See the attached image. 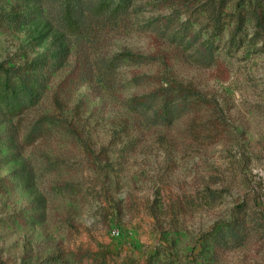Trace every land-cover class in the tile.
Returning <instances> with one entry per match:
<instances>
[{
  "label": "rangeland",
  "instance_id": "374dc122",
  "mask_svg": "<svg viewBox=\"0 0 264 264\" xmlns=\"http://www.w3.org/2000/svg\"><path fill=\"white\" fill-rule=\"evenodd\" d=\"M168 1L132 0L124 20L72 36L57 0H0V64L66 54L36 108L0 115V264H264V0H229L219 27L196 0L179 17L193 48L169 40ZM124 52L156 61L106 72ZM137 76L191 89L192 111L137 116L131 98L157 82ZM42 116L52 129L31 142ZM226 222L246 227L231 249L211 238Z\"/></svg>",
  "mask_w": 264,
  "mask_h": 264
},
{
  "label": "trees",
  "instance_id": "16d2710c",
  "mask_svg": "<svg viewBox=\"0 0 264 264\" xmlns=\"http://www.w3.org/2000/svg\"><path fill=\"white\" fill-rule=\"evenodd\" d=\"M30 4H46L56 0H18ZM58 21L60 30L72 36H83L96 25H109L119 23L124 20L128 13L132 11V0H57ZM173 10L170 16L165 17V31L169 35L172 43L188 44L195 47L196 36L189 35L188 26L185 22H179V17L188 13L195 7L196 0H182L176 3L169 0ZM229 0H207L201 1L208 21L215 27H219L224 9ZM175 4V5H174ZM262 12V10H261ZM257 25L261 27L264 41V17L263 14H255ZM19 18L10 17V24H19ZM187 33V34H186ZM166 35V34H165ZM166 35V36H167ZM199 47L202 53V60L212 65L213 55L211 47ZM190 48V49H191ZM58 56L41 54L32 62L15 64L13 62H2L0 64V115L5 117H20L28 111L36 108L48 93L47 76H51L58 70V65L64 62L66 54L59 53ZM129 61L137 65H148L156 61L154 56H141L131 52H124L114 57L106 64V72L113 73L124 62ZM73 77V78H72ZM72 84L84 86L92 80L89 70L71 76ZM141 83L145 81H157L156 88L149 93L132 97L129 108L137 116L141 115L147 122L153 124L167 125L180 119L185 113H190L191 104L194 103L195 94L191 89H187L176 82L167 79L164 82L155 78H137ZM147 83V82H146ZM52 118L39 117L32 125L28 134V140L36 142L45 137L51 131ZM245 225H234L229 222L224 223L212 230L211 238L213 244L222 249H231L235 244H241L246 237Z\"/></svg>",
  "mask_w": 264,
  "mask_h": 264
}]
</instances>
